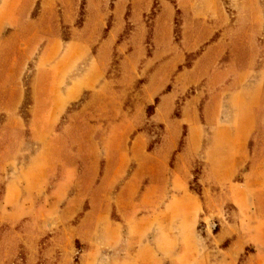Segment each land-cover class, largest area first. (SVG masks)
<instances>
[{
  "label": "rangeland",
  "instance_id": "obj_1",
  "mask_svg": "<svg viewBox=\"0 0 264 264\" xmlns=\"http://www.w3.org/2000/svg\"><path fill=\"white\" fill-rule=\"evenodd\" d=\"M252 61L264 0H0V264H256L190 145Z\"/></svg>",
  "mask_w": 264,
  "mask_h": 264
},
{
  "label": "crops",
  "instance_id": "obj_2",
  "mask_svg": "<svg viewBox=\"0 0 264 264\" xmlns=\"http://www.w3.org/2000/svg\"><path fill=\"white\" fill-rule=\"evenodd\" d=\"M241 80L226 91L225 106L231 110L229 124L217 127L207 141L190 133V145L200 154L218 184L229 185V201L240 221L249 218L256 264H264V150L252 153L250 141L257 135L264 109V62L252 61ZM264 123V118H263ZM215 128V127H214ZM260 154V155H259ZM244 171L243 175L241 172ZM242 180L233 182L239 175ZM232 182V183H231ZM181 198H187L186 188Z\"/></svg>",
  "mask_w": 264,
  "mask_h": 264
}]
</instances>
